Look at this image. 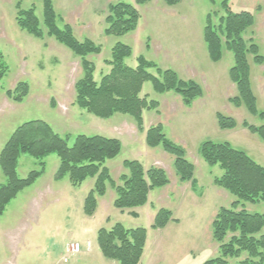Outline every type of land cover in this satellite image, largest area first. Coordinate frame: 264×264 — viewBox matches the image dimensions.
<instances>
[{
	"label": "rangeland",
	"instance_id": "obj_1",
	"mask_svg": "<svg viewBox=\"0 0 264 264\" xmlns=\"http://www.w3.org/2000/svg\"><path fill=\"white\" fill-rule=\"evenodd\" d=\"M134 5L140 14L137 29L124 36L105 34L110 5ZM59 23L69 24L79 41L91 40L101 47V53L86 58L95 67V80L109 73L104 63L111 59L112 49L124 44L132 49L126 64L135 68L138 58L154 62L162 70L176 72L181 80L193 81L202 89V96L186 106L174 92L157 94L151 82L144 84L141 97L158 103L155 110L143 112L139 128L129 115L116 114L101 119L76 105V84L84 70L79 57L46 35L43 25V0H0V54L9 67L0 87V153L14 131L26 122L41 120L72 145L78 135L103 136L118 139L120 155L108 161L112 179L122 185L120 177L127 173L125 161H139L145 171L159 168L165 171L169 185L152 191L145 206L119 210L114 206L116 192L107 185L104 197L98 198L95 212L84 211L85 200L94 188L95 179L73 187L69 178L57 181L60 159L50 155L43 161L22 155L17 174L26 178L32 171L44 174L24 189L9 204L0 217V264H119L105 258L98 246V232L122 224L126 229L145 228L147 242L141 264H206L220 255L214 240L212 223L220 208H229L236 200L226 190L215 185L222 175L219 167L209 166L199 154L207 141L228 142L245 151L264 167V141L244 127V122L261 126L264 122L231 103L238 96L230 77L233 55L224 51L223 59L211 61L204 41V28L209 14L220 13V0H180L168 6L164 0H151L137 6L135 0H54ZM236 13L252 12L255 24L244 37L259 47L264 58V0H232ZM32 7L45 32L37 39L17 24L18 13ZM214 22H218L217 19ZM61 26V25H60ZM250 81L259 113L264 112V63L257 65L249 56ZM151 72H155L152 70ZM29 86V94L21 103L7 95L19 84ZM233 118L237 127L222 130L217 115ZM162 125L167 138L186 151L187 160L195 167L196 187L182 182L176 174L175 157L162 147L150 148L146 143L148 130ZM6 178L0 169V185ZM251 213L264 214V204H246ZM160 209L173 213V220L164 229L151 228ZM135 212L138 217L130 213ZM264 233V230H263ZM77 243L81 253L69 255L68 246ZM91 244L89 250L88 245ZM246 254L228 259L229 264H241ZM65 259H67L65 261Z\"/></svg>",
	"mask_w": 264,
	"mask_h": 264
},
{
	"label": "trees",
	"instance_id": "obj_2",
	"mask_svg": "<svg viewBox=\"0 0 264 264\" xmlns=\"http://www.w3.org/2000/svg\"><path fill=\"white\" fill-rule=\"evenodd\" d=\"M53 1L43 0V25L48 37L54 38L82 61L84 74L76 84V105L82 110L101 119H110L116 114L129 115L142 128L143 112L158 107V103L149 101V97H141L145 83L151 82L157 94L176 93L186 106L202 96V89L197 83L181 80L173 70H162L142 56L138 58L135 68L128 66L126 60L132 56V49L121 43L113 47L111 59L104 62L110 68L109 73L96 81L95 67L86 58L100 54L101 47L89 39L79 41L69 24H60ZM150 1L135 0V4L139 6ZM211 1L216 3L218 0ZM231 1L220 0L222 15H208L204 41L209 57L215 63L223 59L224 51L233 55L234 66L229 73L238 96L231 99V103L238 108L245 105L250 114L264 122V112H258L257 99L251 88L249 56L257 65H263L264 58L253 40L247 41L244 37L255 24V17L248 11L234 12ZM164 2L168 6H175L180 0ZM108 11L106 35L120 37L137 29L140 14L134 5L121 2L110 5ZM215 19L218 22H214ZM16 20L18 26L31 36L37 39L45 37L34 7L20 11ZM8 71L9 67L0 54V87ZM28 94L29 86L26 83L19 84L13 92H7L8 97L17 103H21ZM217 120L222 130L237 127L233 118L218 114ZM243 124L250 133L264 141V124ZM69 142L70 136L63 138L41 120L26 122L14 131L0 153V169L6 178V183L0 185V217L19 193L32 186L45 172V163L41 162V170L32 171L24 179L19 178L17 169L22 155L42 161L50 155H57L60 165L55 179L59 181L68 177L73 187H80L88 179H95L94 188L85 200L84 211L88 215L95 212L98 198L105 196L108 184L117 194L114 206L124 211L145 206L152 191L170 183L162 169L153 167L145 171L143 165L135 160L124 162L127 173L120 177L122 185H117L106 164L122 151L118 139L78 135L72 145ZM146 143L150 148L162 147L173 155L180 181L191 182L193 188L196 187L194 165L187 160L186 151L167 138L162 125L148 130ZM199 154L209 166L219 167L223 172L215 178V185L236 198L229 208L219 209L212 223L213 238L220 245V255L206 264H229L228 259H238L243 254L247 258L241 264H264V214L251 213L246 207L247 203L264 204V167L228 142H204L199 147ZM130 214L138 217L135 212ZM171 222H177L173 220V213L160 209L151 228L164 229ZM147 235L145 228L126 229L122 224H116L109 230L101 229L98 232L99 250L105 258L119 264H141Z\"/></svg>",
	"mask_w": 264,
	"mask_h": 264
},
{
	"label": "built area",
	"instance_id": "obj_3",
	"mask_svg": "<svg viewBox=\"0 0 264 264\" xmlns=\"http://www.w3.org/2000/svg\"><path fill=\"white\" fill-rule=\"evenodd\" d=\"M89 250L91 249V244L88 245ZM82 251L81 246L77 243H72L68 246V253L69 255H78ZM67 259H65L66 261Z\"/></svg>",
	"mask_w": 264,
	"mask_h": 264
}]
</instances>
